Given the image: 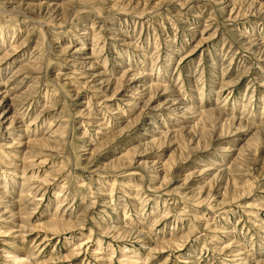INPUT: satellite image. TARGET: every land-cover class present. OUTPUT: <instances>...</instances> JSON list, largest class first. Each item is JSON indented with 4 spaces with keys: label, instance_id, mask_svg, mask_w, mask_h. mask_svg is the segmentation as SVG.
Masks as SVG:
<instances>
[{
    "label": "rangeland",
    "instance_id": "rangeland-1",
    "mask_svg": "<svg viewBox=\"0 0 264 264\" xmlns=\"http://www.w3.org/2000/svg\"><path fill=\"white\" fill-rule=\"evenodd\" d=\"M82 46L195 117L106 102ZM19 66L0 264H264V0H0V79Z\"/></svg>",
    "mask_w": 264,
    "mask_h": 264
},
{
    "label": "bare ground",
    "instance_id": "bare-ground-1",
    "mask_svg": "<svg viewBox=\"0 0 264 264\" xmlns=\"http://www.w3.org/2000/svg\"><path fill=\"white\" fill-rule=\"evenodd\" d=\"M92 51V49L85 46L74 51L73 55L76 59L73 61L72 67L79 70L78 75L80 79H85L83 84H89L96 88L97 92L103 94L106 102L112 101L115 97L121 99V101L125 98L124 100H127L129 104H133L134 106H137L138 103H143V109L149 111H174L182 119L186 117L187 120L185 121H190L195 117V115L192 116V114L195 113L191 107L185 103L183 98L181 99L178 97V94H176L177 92L167 94L166 86L160 84L150 85L146 82L142 74H136L132 69H124L119 77H111L108 72L98 67L96 58L98 55H93ZM27 79L28 76L24 72L22 66L12 69L7 79H0V129H11L14 127L13 124L18 121L20 117V112L16 114L19 117H16L15 111H19L20 107H23L25 104L28 105V103L24 102L26 99L25 94L27 93L24 86ZM153 86L160 91L159 95L164 98L160 103H155L156 98L154 96H150L147 101L143 100L144 97L150 93ZM175 132L176 130H168L166 132L157 131V133L166 135ZM19 143L17 144L19 145ZM163 168L161 169L163 170ZM37 190L38 189L33 193V196H36ZM23 260L24 259L20 260V262ZM13 261L15 262L18 260L14 259Z\"/></svg>",
    "mask_w": 264,
    "mask_h": 264
}]
</instances>
